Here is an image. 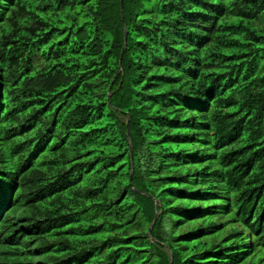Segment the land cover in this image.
I'll use <instances>...</instances> for the list:
<instances>
[{
	"label": "trees",
	"instance_id": "16d2710c",
	"mask_svg": "<svg viewBox=\"0 0 264 264\" xmlns=\"http://www.w3.org/2000/svg\"><path fill=\"white\" fill-rule=\"evenodd\" d=\"M0 264H264V0H0Z\"/></svg>",
	"mask_w": 264,
	"mask_h": 264
},
{
	"label": "water",
	"instance_id": "95a60500",
	"mask_svg": "<svg viewBox=\"0 0 264 264\" xmlns=\"http://www.w3.org/2000/svg\"><path fill=\"white\" fill-rule=\"evenodd\" d=\"M121 2L123 3V0H121ZM125 36H126V34H125ZM125 46H126V43H125ZM123 51H124V49H123Z\"/></svg>",
	"mask_w": 264,
	"mask_h": 264
}]
</instances>
